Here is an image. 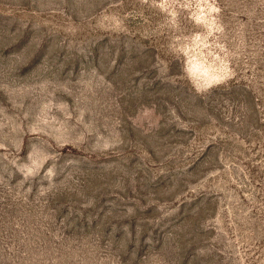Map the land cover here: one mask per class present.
Segmentation results:
<instances>
[{
    "label": "rangeland",
    "instance_id": "1",
    "mask_svg": "<svg viewBox=\"0 0 264 264\" xmlns=\"http://www.w3.org/2000/svg\"><path fill=\"white\" fill-rule=\"evenodd\" d=\"M0 264H264V0H0Z\"/></svg>",
    "mask_w": 264,
    "mask_h": 264
}]
</instances>
